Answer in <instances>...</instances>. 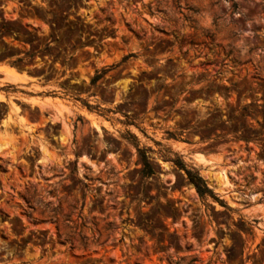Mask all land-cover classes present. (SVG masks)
<instances>
[{"label":"rangeland","instance_id":"rangeland-1","mask_svg":"<svg viewBox=\"0 0 264 264\" xmlns=\"http://www.w3.org/2000/svg\"><path fill=\"white\" fill-rule=\"evenodd\" d=\"M0 59L67 100L0 92V264H264V0H0Z\"/></svg>","mask_w":264,"mask_h":264},{"label":"crops","instance_id":"crops-1","mask_svg":"<svg viewBox=\"0 0 264 264\" xmlns=\"http://www.w3.org/2000/svg\"><path fill=\"white\" fill-rule=\"evenodd\" d=\"M12 83L15 86H20L25 90V94L28 99H38L40 102H45L50 99L53 105H59L60 101L67 102L60 95H49L55 94L50 93L52 89L59 87L58 79H44L42 75L34 76L25 68H18L11 65L7 59H0V92L9 93L5 91L4 86Z\"/></svg>","mask_w":264,"mask_h":264},{"label":"trees","instance_id":"trees-1","mask_svg":"<svg viewBox=\"0 0 264 264\" xmlns=\"http://www.w3.org/2000/svg\"><path fill=\"white\" fill-rule=\"evenodd\" d=\"M97 77L98 75L94 76L92 78V81L96 79ZM185 172L187 174L188 180L193 184L195 190L200 195L205 194V193L211 194L210 188H208L205 181L196 172H192L191 170H188V169H186Z\"/></svg>","mask_w":264,"mask_h":264},{"label":"bare ground","instance_id":"bare-ground-1","mask_svg":"<svg viewBox=\"0 0 264 264\" xmlns=\"http://www.w3.org/2000/svg\"><path fill=\"white\" fill-rule=\"evenodd\" d=\"M2 147V146H1ZM0 147V148H1ZM218 181H220L221 183H224V181L226 180V177L223 173H221L218 177H217ZM225 184V183H224Z\"/></svg>","mask_w":264,"mask_h":264}]
</instances>
